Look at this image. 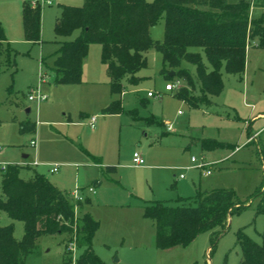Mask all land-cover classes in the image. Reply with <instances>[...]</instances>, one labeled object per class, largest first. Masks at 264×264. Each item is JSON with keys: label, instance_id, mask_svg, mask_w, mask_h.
<instances>
[{"label": "rangeland", "instance_id": "1", "mask_svg": "<svg viewBox=\"0 0 264 264\" xmlns=\"http://www.w3.org/2000/svg\"><path fill=\"white\" fill-rule=\"evenodd\" d=\"M249 1V16H262L264 20V0ZM38 2L41 7V41H27L22 25L18 32L4 33L11 48L10 59L14 60V68L7 66V55L2 51L0 171L7 164H19L23 178L38 172L69 194L77 187L90 201L82 210L79 207L83 201H77L76 207L73 205L74 213L80 215L85 211L93 218V214L99 215L102 225L107 219L103 213L95 214L102 209L93 205L94 196L87 191L94 177L99 179L97 190H102L104 199L129 204L132 215H135L133 211L137 210L141 199L174 203L178 195L194 197L198 190L229 188L234 191L237 201L234 207H244L229 214L227 225L215 243L211 241L214 231L204 230L186 245L156 247L155 227L150 225V230L144 228L146 231L136 226L133 235L128 230L118 237L104 232L96 234L91 245L105 264H238L242 254L238 234L261 243L264 227L262 213L256 212L259 196L254 195L263 182L264 173L256 144L251 141L255 132L264 126V47L259 46L255 38L248 39L243 72L228 73L222 65L221 90L216 95H206L209 101H203L197 107L178 97L177 89H164L167 83L175 82L181 87L186 86L189 91L192 87L185 85L182 78L166 76L162 72L160 52L151 47L145 52L146 66L135 73L138 80L130 83L126 78L122 79L121 111L104 113L102 109L113 95L106 66L100 61L98 43L88 46L81 81L55 84L52 76L57 41L65 39L57 36L54 30L59 5L79 6L82 0ZM163 27L161 16L150 28L153 40L163 38ZM76 34L74 31L66 38L71 39ZM190 50L200 51L209 68L200 48L191 47ZM42 60L43 64L40 63ZM180 67L192 74L195 71L194 66L184 60ZM43 70L45 74L41 75ZM148 91L153 92V96H147ZM30 94L42 95L45 99L29 101ZM26 108L29 113L25 112ZM92 115L97 117L94 129L87 125ZM26 121L34 123V128L20 131V124ZM163 122L171 124V132H166ZM33 138L37 142L36 149L29 144ZM203 139L231 144L234 148L203 149ZM91 150L96 155L90 153ZM133 152L142 155L143 165L132 163ZM23 154L27 157L24 158ZM93 155L116 164L117 172L111 175V179L98 174ZM35 156L44 164L32 167L30 164ZM192 157L195 162H191ZM199 162L210 165L208 174L196 167ZM49 163L58 164V171L48 172L45 164ZM180 175L185 178L180 179ZM108 217L115 218L114 214ZM11 222L14 237L20 239L22 222L0 212L1 225ZM148 230L150 234H147ZM75 231L72 227L67 233L39 236L33 251L25 255L24 264H75L68 261L72 259L65 248L66 239L76 237ZM144 234V237H138ZM81 251V247H76L73 257L77 259Z\"/></svg>", "mask_w": 264, "mask_h": 264}, {"label": "trees", "instance_id": "2", "mask_svg": "<svg viewBox=\"0 0 264 264\" xmlns=\"http://www.w3.org/2000/svg\"><path fill=\"white\" fill-rule=\"evenodd\" d=\"M250 4L249 0H82L79 6L61 4L54 30L57 36L65 39L57 41L58 47L53 53V81L55 84L81 81L82 61L88 46L98 43L100 61L106 66L113 95L102 111L118 113L121 111L122 79L136 82V71L146 66L145 52L154 47L161 54L162 72L169 77L182 78L185 85L192 87L189 91L182 86L176 95L197 107L201 102L209 101L206 95H216L221 90L222 65L228 73L243 72L248 39L255 38L258 45L264 47V20L262 16H249ZM161 16L163 38L153 40L149 31ZM21 19L24 38L33 43L41 41L38 0L22 2ZM74 31H77L75 37L66 38ZM191 47L201 49L209 68L201 52L190 50ZM2 51L6 52L7 66L14 68L11 48L0 23V56ZM183 60L194 66L193 74L180 67ZM171 71L173 75L169 74ZM33 128L34 123L28 121L19 126L20 131ZM251 141L256 144L264 173V127ZM201 146L203 149L234 148L231 144L210 139H203ZM21 167L7 164L0 171V212L23 225L22 237L16 239L12 222L0 224V264H24L25 255L33 251L39 236L67 233L72 227L76 230V245L82 248L74 263L105 264L91 245L98 221L86 212L75 216L69 193L38 172L23 178ZM104 170L114 172L115 166L106 165ZM254 195L259 196L256 212L264 217V175ZM236 202L233 190L218 187L198 190L194 197L178 196L174 203L143 200L142 208L143 215L154 224L156 247L168 248L186 245L204 230L214 231L211 241L215 243L227 225L229 214L244 207H234ZM70 240L66 239L65 247ZM237 241L242 250L238 264H264V227L261 243L242 233L238 234Z\"/></svg>", "mask_w": 264, "mask_h": 264}, {"label": "crops", "instance_id": "3", "mask_svg": "<svg viewBox=\"0 0 264 264\" xmlns=\"http://www.w3.org/2000/svg\"><path fill=\"white\" fill-rule=\"evenodd\" d=\"M1 1V0H0ZM24 0H2L0 2V23H1V26L3 28V32L7 35L11 34L13 31L15 32H18L19 29H21V25H22V19H21V16H20V13H21V5H22V2ZM47 3H49V0H46ZM22 30H23V27H22ZM4 34V35H5ZM12 40V39H10ZM6 41H8L6 39ZM54 57V55H53ZM86 57V56H85ZM85 59V58H84ZM84 59L82 61V66H83V62H84ZM41 63V62H40ZM42 64V63H41ZM104 65V64H103ZM105 66V65H104ZM45 74V72H44ZM41 75H43L41 73ZM165 89V88H164ZM167 91H171V90H167ZM121 95V94H120ZM148 96V95H147ZM113 98V97H112ZM111 98V100H112ZM44 100V99H43ZM41 100V101H43ZM110 100V101H111ZM29 101H32V100H29ZM105 102V101H104ZM28 109V110H27ZM27 110V111H26ZM25 112L26 113H29V108H26L25 109ZM92 116H95V115H92ZM90 119V117H89ZM89 119L87 121V125L90 127V128H95V124H96V119L97 117L95 116V121L93 123V126H91L89 124ZM163 126L165 127V130L166 132L169 131L171 132V130H167L166 129V125H165V122H163ZM264 127V126H263ZM262 127V128H263ZM262 128H260L257 132H255L254 135H256ZM165 132V131H164ZM99 133V136L101 137L100 135V132ZM253 135V136H254ZM31 140H34L35 141V145L32 146L33 148L36 149V145H37V142H36V139L33 138ZM30 140V141H31ZM30 144V142H29ZM31 146V145H30ZM236 148V147H235ZM90 153H93L95 154L92 150L89 151ZM96 155V154H95ZM24 158L27 157L26 154H23L22 155ZM93 162H94V167L97 168V171H98V174L102 177H105V178H109L111 179V175H114L116 172H117V166L116 164L114 163H109V162H106V161H103L102 158L100 157H96L93 155ZM34 160L37 161V164L33 165V164H30L32 165V167H35V166H38V165H42L44 163L38 161V159L34 158ZM33 160V161H34ZM215 164V163H213ZM48 166V172L49 171V168L51 167V163L49 164H45ZM106 165H113L115 166V171L114 172H106L104 170V167ZM59 169V165H58V168L56 171L54 172H57ZM54 172H50V173H54ZM180 177V176H179ZM185 177L182 176L180 177V179H184ZM114 180V179H112ZM115 182H118L117 180H114ZM91 183L88 185V187L92 186L94 188V192H91L88 190V187H87V191L88 193H90L91 195L94 196V199H95V204H93L94 206H98V208H101L102 211H98L95 213V214H100V213H103L104 216L106 217L107 221L105 222V224L102 225V220L98 217H100L98 215H94V218L95 220L98 221V228L97 230L95 231L94 235L96 234H99V233H110L111 235H116L117 237L120 236V235H125L126 234V230H128V232L130 234H132V231L134 230V233H135V228L136 226H140L142 227L143 229L147 227V229L150 230V225H152V227L154 228V224L152 222V220L148 219V218H145L143 217L142 213H143V208H142V201L143 200H148V199H141V204L139 205V207L137 208V210L133 211V213L135 212V215H132L130 212H129V208L131 207L129 204H125V203H121V202H118V203H114V202H111V201H106L104 199V194L102 192V190H97V186L99 184V179L98 177H94L93 178V181H90ZM74 189H77V187H75ZM73 189V190H74ZM73 190L70 192V194L73 192ZM79 192V190H78ZM81 195H82V205H81V210L84 208V204L85 203H88L90 201L89 198H87L86 196H83V194L81 192H79ZM71 196V195H70ZM178 196H181V195H178ZM151 200V199H149ZM155 200V199H154ZM130 206V207H129ZM141 211H139V210ZM82 212V211H81ZM85 211H83L82 213H84ZM142 212V213H141ZM87 213V212H86ZM114 214L115 218H110L108 216ZM132 215V219L129 218V216ZM151 223V224H150ZM103 226V227H102ZM128 229H127V228ZM149 227V228H148ZM145 230V229H144ZM148 230V233L147 234H150V231ZM155 230V229H154ZM146 231V230H145ZM93 235V237H94ZM133 235V234H132ZM146 234L144 235H141V236H138L139 238H141L142 236L144 237ZM150 236V235H149ZM137 236H135L134 238L136 239Z\"/></svg>", "mask_w": 264, "mask_h": 264}, {"label": "built area", "instance_id": "4", "mask_svg": "<svg viewBox=\"0 0 264 264\" xmlns=\"http://www.w3.org/2000/svg\"><path fill=\"white\" fill-rule=\"evenodd\" d=\"M181 87V84L180 83H177L175 82L174 84H170V83H167L165 85V90H172L173 88L175 89H179ZM147 95L148 96H153V92H150L148 91L147 92ZM28 99L29 100H36V101H41L43 99H45V96H42V95H36V94H30L28 96ZM95 121V116H90V119H89V124L91 126H93V123ZM166 125V129L168 130H171V124L170 123H165ZM30 145L31 146H34L35 145V141L34 140H31L30 141ZM131 161L134 165L136 166H140V165H143L144 164V159L142 157V155L139 153V152H133L132 153V157H131ZM191 162H195V159L192 157L191 158ZM33 165L37 164V161L34 160L32 161ZM209 164H206L205 162H199L196 164V167H198L199 169H202V173L203 174H208L210 172V168H209ZM58 168V164H51V167L49 168V171L50 172H54L56 171ZM183 175H180V177H182ZM88 190L91 191V192H94V188L92 186L88 187ZM71 195V198L74 202V206L76 207V202L77 201H80L82 200V195L78 192L77 189H74L73 192L70 194ZM76 216V214H75ZM76 239H75V235L72 236L71 240L67 243L66 245V251L71 255V263L75 261V258L73 257L74 256V252L76 250Z\"/></svg>", "mask_w": 264, "mask_h": 264}, {"label": "water", "instance_id": "5", "mask_svg": "<svg viewBox=\"0 0 264 264\" xmlns=\"http://www.w3.org/2000/svg\"><path fill=\"white\" fill-rule=\"evenodd\" d=\"M169 74H170V75H173V72L171 71V72H169ZM27 110H28V109H27ZM27 110H26V111H27Z\"/></svg>", "mask_w": 264, "mask_h": 264}]
</instances>
